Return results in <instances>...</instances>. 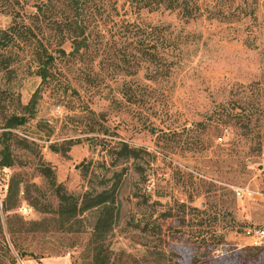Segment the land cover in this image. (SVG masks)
<instances>
[{
	"label": "rangeland",
	"instance_id": "rangeland-1",
	"mask_svg": "<svg viewBox=\"0 0 264 264\" xmlns=\"http://www.w3.org/2000/svg\"><path fill=\"white\" fill-rule=\"evenodd\" d=\"M36 2L0 0V30L30 28L0 34L13 160L0 169V264H264V238L244 235L264 229V0L251 48L238 23L126 4L72 56L47 20L30 23ZM41 46L54 57L43 83L31 61ZM11 115L22 120L6 128ZM121 144L136 150L123 158ZM102 188L111 206L59 214L57 193L79 203Z\"/></svg>",
	"mask_w": 264,
	"mask_h": 264
},
{
	"label": "trees",
	"instance_id": "trees-1",
	"mask_svg": "<svg viewBox=\"0 0 264 264\" xmlns=\"http://www.w3.org/2000/svg\"><path fill=\"white\" fill-rule=\"evenodd\" d=\"M37 0L34 5V12L30 15V23L38 21L39 19L47 20L46 26L49 29H54L57 32H62V39H67L70 43V50L65 53L63 49L58 48L57 52L59 56H72L73 54L80 53V49H84L88 46L92 39V34L97 32L101 27L100 24H104L105 21L101 20L102 15L108 11H116L117 8L128 5L134 8L146 9L148 11H167L176 12L184 22L194 19L204 18L208 21H217L224 24L238 23L240 33L242 36V42L247 47H253L258 36L254 34L259 30L258 26V4L259 0ZM57 7L69 8L73 10V15L63 17L61 20L55 18L53 15L49 16L48 12L53 13ZM52 17V18H51ZM110 19V18H109ZM107 21V20H106ZM133 21V20H132ZM134 24V22H128ZM30 25V24H29ZM30 31V28L23 24L22 18L18 20H12L4 30H0L2 37L9 35L15 41L18 40L19 34L22 30ZM102 31H100L101 33ZM239 33V34H240ZM58 56V57H59ZM158 56V55H157ZM53 52L47 50L46 47L41 46L40 50L35 53L31 59L34 63V73L39 77L40 82L47 80L50 69L53 67ZM145 60V58H144ZM158 64H161L159 59H156ZM0 65L6 67L7 64H3L0 61ZM35 94L29 98L25 107L31 108L35 104ZM245 110L241 111V114H236L240 117L235 123H243L240 128L248 129L250 124L251 115L254 113ZM22 118H18L16 115H11L6 123V128H11L19 125ZM245 122H244V121ZM8 132H0V169L8 167L12 164V157L10 154L9 144L7 142ZM247 135L246 133H244ZM259 139L260 136H255ZM257 148L261 146V142L257 141ZM121 150L124 152L123 158L129 157L128 153L135 151L134 148H129L125 144H121ZM233 151V150H232ZM122 153V152H121ZM230 155L229 153L224 152ZM44 175L48 177V174ZM114 190L102 188L101 190L94 192L93 194L85 193L82 195L79 203L74 202L71 196L57 193L58 198V212L61 215V211L71 210L68 217L72 218L78 213L89 211L100 207L106 209L111 206L113 200ZM64 206V208H63ZM7 209V208H6ZM5 209V210H6ZM220 245V241H218ZM217 245V246H218Z\"/></svg>",
	"mask_w": 264,
	"mask_h": 264
},
{
	"label": "built area",
	"instance_id": "built-area-1",
	"mask_svg": "<svg viewBox=\"0 0 264 264\" xmlns=\"http://www.w3.org/2000/svg\"><path fill=\"white\" fill-rule=\"evenodd\" d=\"M219 139V138H218ZM236 197H242V196H249V192H243V191H236L235 192ZM245 237L254 240L253 244H255L257 241H260L264 238V229H246L244 231Z\"/></svg>",
	"mask_w": 264,
	"mask_h": 264
}]
</instances>
